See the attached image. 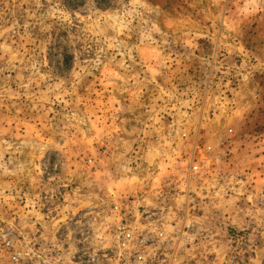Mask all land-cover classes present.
<instances>
[{
    "label": "rangeland",
    "instance_id": "obj_1",
    "mask_svg": "<svg viewBox=\"0 0 264 264\" xmlns=\"http://www.w3.org/2000/svg\"><path fill=\"white\" fill-rule=\"evenodd\" d=\"M229 130L193 264H264V0H0V264H84L181 134Z\"/></svg>",
    "mask_w": 264,
    "mask_h": 264
},
{
    "label": "built area",
    "instance_id": "obj_2",
    "mask_svg": "<svg viewBox=\"0 0 264 264\" xmlns=\"http://www.w3.org/2000/svg\"><path fill=\"white\" fill-rule=\"evenodd\" d=\"M231 134L229 130L207 145H201L199 134L194 138L181 134V151L164 153L169 168H180L176 165L181 163L179 176L153 180L146 186L147 196H124L108 205L100 248L79 257L82 263L193 264L191 251L196 237L190 220L199 202L192 188L206 176L222 172ZM154 140L156 144L163 143L158 137ZM41 248L52 249L57 263L65 264L61 250L52 242H42ZM20 258V254L13 256L15 262Z\"/></svg>",
    "mask_w": 264,
    "mask_h": 264
}]
</instances>
